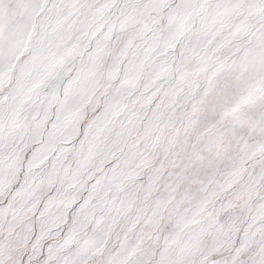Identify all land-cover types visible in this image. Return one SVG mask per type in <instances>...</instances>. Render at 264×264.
<instances>
[{
    "label": "snow or ice",
    "instance_id": "obj_1",
    "mask_svg": "<svg viewBox=\"0 0 264 264\" xmlns=\"http://www.w3.org/2000/svg\"><path fill=\"white\" fill-rule=\"evenodd\" d=\"M0 264H264V0H0Z\"/></svg>",
    "mask_w": 264,
    "mask_h": 264
}]
</instances>
